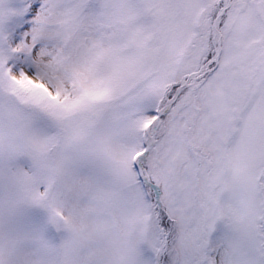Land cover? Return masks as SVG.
I'll return each instance as SVG.
<instances>
[{
	"label": "snow or ice",
	"instance_id": "obj_1",
	"mask_svg": "<svg viewBox=\"0 0 264 264\" xmlns=\"http://www.w3.org/2000/svg\"><path fill=\"white\" fill-rule=\"evenodd\" d=\"M0 264H264V0H0Z\"/></svg>",
	"mask_w": 264,
	"mask_h": 264
}]
</instances>
